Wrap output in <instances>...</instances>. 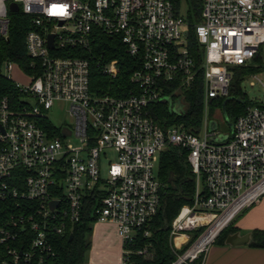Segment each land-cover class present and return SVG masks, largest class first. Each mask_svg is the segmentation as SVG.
I'll return each instance as SVG.
<instances>
[{
    "label": "built area",
    "instance_id": "obj_1",
    "mask_svg": "<svg viewBox=\"0 0 264 264\" xmlns=\"http://www.w3.org/2000/svg\"><path fill=\"white\" fill-rule=\"evenodd\" d=\"M10 2L31 28L24 34L26 69L0 61V75L21 94L15 105L0 96V200L25 203L0 226L8 257L15 264H41L43 254L53 253L50 236L68 231L85 201H91L95 221L114 224L123 263L130 251L145 253V247L129 245L136 233L148 235L160 205L158 155L174 146L185 150L194 187L191 204L182 205L170 222L169 264H203L218 233L264 193V103L253 100L228 120L226 133L214 121L210 130L206 115L196 132L182 123L162 128L149 108L166 102L180 113L181 94L164 88L177 81L176 89H185L198 71L201 106L207 108L211 99L228 97L233 67L264 68V0H199L193 26L202 48L197 66L188 51L185 17L170 0H0V40H7ZM93 27L117 36L139 60L129 75L135 91L120 97L89 91L88 58L80 51L88 50ZM13 68L26 82L12 79ZM101 70L114 77L115 59ZM247 76L264 87L254 72ZM56 101L65 103L69 124L55 126L47 118ZM63 127L68 135L61 134ZM218 135L223 137L214 140ZM108 153L113 159L107 160ZM49 201L57 203L50 208ZM24 227L27 235L20 238L17 230Z\"/></svg>",
    "mask_w": 264,
    "mask_h": 264
},
{
    "label": "trees",
    "instance_id": "obj_2",
    "mask_svg": "<svg viewBox=\"0 0 264 264\" xmlns=\"http://www.w3.org/2000/svg\"><path fill=\"white\" fill-rule=\"evenodd\" d=\"M178 8L180 0H170ZM186 4L185 20L187 22L186 41L188 51L194 60L195 66L199 65L202 57V48L197 43L193 33V26L199 21V0H183ZM31 26L26 16L21 11L9 14L7 40H0V61L10 59L23 69H26L27 56L24 48V34ZM81 56L88 58V86L89 91L95 95H110L120 97L128 92L135 91V86L129 81L130 73L139 65V60L125 52L124 45L117 36L103 34L98 28L90 31L88 50L80 51ZM115 59L117 73L108 77L101 70V64ZM253 61H259L256 56ZM261 67L235 66L232 68V77L228 89L229 99L223 104V111L229 121L241 114L247 105L241 98L237 88L238 81L246 75L259 70ZM177 81L166 84L164 92L172 95L181 94L184 107L180 113H175L168 108L166 102L153 104L149 108L151 117L165 128L173 123H182L185 130L196 132L202 118L201 89L199 71L194 80L185 89H176ZM0 96H6L11 105H15L21 94L10 80L0 75ZM224 99H211L210 106L221 107ZM46 127H53L46 124ZM156 175L162 183L160 205L155 215L149 220L146 229L148 235L143 236L141 231L136 233L134 242L129 248H143L145 253L130 251L127 262L131 264H169L173 258V250L169 241L170 222L177 214L179 208L191 204L194 176L185 158V150L168 146L158 155ZM18 202V201H17ZM0 200V226L10 213L21 212L24 202ZM32 205L33 202H30ZM91 201H85L84 207L77 222L61 235H51L50 245L53 253L43 254L41 264H78L81 262L83 252L87 248L86 234L89 232L90 223L95 217L90 213ZM18 236L26 237L27 229H18ZM70 235V236H69ZM19 238V240H20ZM254 245L264 247V231L254 232ZM22 243H17L18 248H23ZM15 264L8 257L3 245L0 244V264Z\"/></svg>",
    "mask_w": 264,
    "mask_h": 264
},
{
    "label": "crops",
    "instance_id": "obj_3",
    "mask_svg": "<svg viewBox=\"0 0 264 264\" xmlns=\"http://www.w3.org/2000/svg\"><path fill=\"white\" fill-rule=\"evenodd\" d=\"M256 231H264V193L218 233L203 264H264V247L254 245ZM85 237L88 246L78 264H131L122 262L121 240L113 223L94 221Z\"/></svg>",
    "mask_w": 264,
    "mask_h": 264
},
{
    "label": "rangeland",
    "instance_id": "obj_4",
    "mask_svg": "<svg viewBox=\"0 0 264 264\" xmlns=\"http://www.w3.org/2000/svg\"><path fill=\"white\" fill-rule=\"evenodd\" d=\"M178 12L180 15L185 16L186 13V4L183 0H180L178 5ZM17 13V12H14ZM11 77L13 80L24 83L26 79L23 78L19 71L16 68H13L11 71ZM255 76L264 83V68H260L259 70L254 72ZM250 81H252V85H250ZM237 88H239L241 92V98L245 101L244 105H251L252 101L256 99L257 102L264 103V87L260 85V83L251 76H245L238 81ZM202 107V106H201ZM47 118L49 121L55 125L59 126L61 124L67 125L70 122V118L68 117L65 111V103L62 101L53 102L51 107L46 111ZM206 115L208 121H214L216 123V130L220 133H226L229 130L228 123L226 119L227 117L223 114V109L221 107H215L208 105L207 108L202 107V116ZM202 120V119H201ZM202 121H200L201 126ZM199 134H202V131H199ZM73 142V140L71 139ZM113 154L108 153L107 160L113 159ZM106 164V158L101 159V171L100 175L104 174L103 166ZM157 166V162H156Z\"/></svg>",
    "mask_w": 264,
    "mask_h": 264
},
{
    "label": "water",
    "instance_id": "obj_5",
    "mask_svg": "<svg viewBox=\"0 0 264 264\" xmlns=\"http://www.w3.org/2000/svg\"><path fill=\"white\" fill-rule=\"evenodd\" d=\"M8 8H9V11L10 12H16L17 11V5L14 3V2H10L8 4ZM58 24L60 25L61 22L59 21ZM183 35H186V31H183L182 32ZM52 38H53V35L52 34H48L47 35V45L50 47L52 46ZM230 97H226L223 102H222V109H223V104L225 102V100L229 99ZM167 101L169 102V99L167 98ZM223 114L224 116L226 117L224 111H223ZM227 123H228V126L229 128L231 127V123L228 121V119H226ZM215 128V123L213 121H209V129L212 130ZM61 134L62 135H68L69 134V130L67 128H61ZM223 137V135H218V136H215L213 137L214 140H219ZM57 202L56 201H49V207L52 208V206H54ZM70 236V235H69ZM17 264H23L22 262H18Z\"/></svg>",
    "mask_w": 264,
    "mask_h": 264
}]
</instances>
